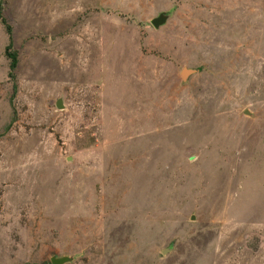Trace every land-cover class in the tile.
Returning <instances> with one entry per match:
<instances>
[{
    "label": "rangeland",
    "instance_id": "obj_1",
    "mask_svg": "<svg viewBox=\"0 0 264 264\" xmlns=\"http://www.w3.org/2000/svg\"><path fill=\"white\" fill-rule=\"evenodd\" d=\"M0 13V264H264V0Z\"/></svg>",
    "mask_w": 264,
    "mask_h": 264
},
{
    "label": "water",
    "instance_id": "obj_2",
    "mask_svg": "<svg viewBox=\"0 0 264 264\" xmlns=\"http://www.w3.org/2000/svg\"><path fill=\"white\" fill-rule=\"evenodd\" d=\"M168 18H169V16L167 15V13L162 12V13L158 14L157 17H155L151 20V24L154 26V28H159L160 26H162L166 23ZM59 103H60V101L58 102V105H57L58 108L61 107L59 105ZM244 114L248 115L247 112H245ZM73 259H74L73 256H61V257L52 256L50 258V263L51 264H66V263L72 261Z\"/></svg>",
    "mask_w": 264,
    "mask_h": 264
},
{
    "label": "trees",
    "instance_id": "obj_3",
    "mask_svg": "<svg viewBox=\"0 0 264 264\" xmlns=\"http://www.w3.org/2000/svg\"><path fill=\"white\" fill-rule=\"evenodd\" d=\"M0 23L5 27L6 33L10 35V26L6 23V20L3 17H1V13H0ZM155 29H159V28H155ZM7 56L11 58L9 67L13 70L15 68V63H16L15 57L16 56L14 54H7Z\"/></svg>",
    "mask_w": 264,
    "mask_h": 264
},
{
    "label": "flooded vegetation",
    "instance_id": "obj_4",
    "mask_svg": "<svg viewBox=\"0 0 264 264\" xmlns=\"http://www.w3.org/2000/svg\"><path fill=\"white\" fill-rule=\"evenodd\" d=\"M160 28V27H159Z\"/></svg>",
    "mask_w": 264,
    "mask_h": 264
}]
</instances>
